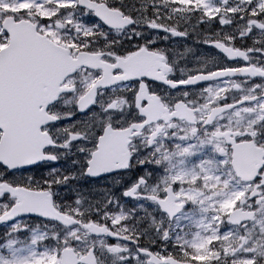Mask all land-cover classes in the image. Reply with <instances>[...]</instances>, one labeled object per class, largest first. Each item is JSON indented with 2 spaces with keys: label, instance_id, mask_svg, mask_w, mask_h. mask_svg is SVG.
Wrapping results in <instances>:
<instances>
[{
  "label": "snow or ice",
  "instance_id": "obj_1",
  "mask_svg": "<svg viewBox=\"0 0 264 264\" xmlns=\"http://www.w3.org/2000/svg\"><path fill=\"white\" fill-rule=\"evenodd\" d=\"M167 3L172 15L198 13L199 24L218 26L215 35L206 33L198 42L222 62L177 78L156 38L146 39L137 30L138 18L113 0H0V44L13 38V24L34 17L41 36L53 33L63 40L73 33L65 48L52 47V36L45 41L67 67L57 77L55 97L33 101L34 110L47 115L43 122L34 120L27 135L43 134L42 146L22 140L8 114L9 61L15 53L0 56V264H103L101 256L113 257L114 264H264V163L252 175L241 172L234 159L243 147L264 158V0ZM47 5L52 14L39 15L37 9ZM151 7L145 28L166 33L165 40L187 38V30L160 22L159 0H151ZM62 15L65 25L57 21L54 28L53 17ZM234 19L242 23L221 36ZM65 26L67 32L56 35ZM122 34L127 43L109 39ZM165 88L181 90L168 99L161 95ZM195 88L198 100L189 98L188 89ZM62 99L65 110L50 112ZM68 155L77 157V171L51 167ZM193 160L190 167L177 166ZM137 166L141 171L122 196L143 202L138 208L147 213L154 237L129 224L131 215L115 196L102 209L85 206L75 191L63 205L54 199L57 187L74 179L119 175ZM193 208L201 214L198 220H192ZM25 218L60 224L65 232L30 230ZM182 219L197 229L191 242ZM48 239L54 241L51 248L43 244ZM96 245L102 246L99 252Z\"/></svg>",
  "mask_w": 264,
  "mask_h": 264
},
{
  "label": "flooded vegetation",
  "instance_id": "obj_2",
  "mask_svg": "<svg viewBox=\"0 0 264 264\" xmlns=\"http://www.w3.org/2000/svg\"><path fill=\"white\" fill-rule=\"evenodd\" d=\"M145 3L144 1H124V4L127 6L129 4H139ZM147 5H144V7L147 9H133L129 10L127 9V12H130V14L134 18H138L139 23L136 25L137 30L145 33L146 39H152L153 37L157 40V46L160 48H163L167 54L168 61L170 63H173V66L175 68V75L176 73H181L185 70H187L185 73L180 74L177 76V78L181 76H188L192 75L193 71L195 69L205 68L207 70H211L215 64L222 62V58L219 57L218 53L211 48L206 47L203 43H200L198 41H203L205 39L204 31L209 32L210 30L205 28L203 30V34L200 33L199 39H194L193 34L191 32L188 33V36L186 39L182 38H173L169 36L167 40L164 39L166 33L164 32H152L149 31L147 28L144 27L145 19L146 18H152L153 12L151 7V1L146 2ZM161 3H164L162 1ZM167 3V2H166ZM160 4V1H159ZM142 6V5H141ZM160 6V5H159ZM171 6L167 4V6L164 4V8H170ZM163 10L160 9V17L161 23H164L170 27H176L175 24V18L171 14L162 15ZM166 9H164V12ZM171 15V19H166L165 17ZM242 22L236 19L232 23L234 27L222 29L220 30V35L223 36L224 32L227 31L229 33L232 32L233 29H236L239 24ZM73 36V34H70ZM264 39V37H261ZM110 40L113 41H121L122 43H127L126 37L122 34L120 36H110ZM98 43L100 46H103L105 41L103 39L98 38ZM248 43V42H245ZM87 75V73H85ZM218 83V82H214ZM221 87H223V84H220ZM181 90V89H180ZM176 90H171V93L169 90L162 89L161 95H165L167 93V98L171 99L175 95ZM190 92V99L192 100H198L199 97H195L191 94V89H188ZM118 94V90H117ZM64 99H67L64 98ZM59 110L58 106L54 108V112ZM61 110H65L64 107L61 108ZM139 144V141H137ZM171 144V142H169ZM75 151V150H73ZM77 157L75 155H68L60 160H58L55 164H58L59 169H62L65 174H69L72 172L77 171L78 165H75L72 163L73 160H75ZM235 163L238 169L241 172L249 173L254 175L255 170L260 167L262 163H264V158H262L257 151L253 150L252 148L243 147L240 152H238L235 156ZM173 163H177V161H173ZM194 163L193 161H189L186 165H180L177 163L178 167H190L191 164ZM44 171H48V168H45ZM141 171V167L137 166L133 169L127 170L125 173H121L119 175L113 174L116 176L113 177H98V178H87V177H80L77 179H74L71 181V183H75V189H77V193L83 198V202L85 206H91L93 208H101L104 205L105 200H107L110 196H115L120 199L121 203L124 206V211L129 212L131 215V219L129 220V224L132 226H135L137 230H147L145 235L147 236H153L155 235L154 229L149 227L150 221L147 218V213L142 212L138 208L139 203H143L142 201H133L129 198H125L122 196V192L125 190V188L130 184L131 179H134L135 176ZM57 192L60 194L57 199H66V198H72L74 199L73 192L68 190L66 187H63V185H60L57 187ZM137 209L134 213L131 212L132 209ZM112 211H118L119 208H113L110 209ZM153 215H158L156 213H153ZM143 219H140L142 218ZM140 219V222L137 223V220ZM187 219H182V222H186ZM187 223H181V227L184 229V233L186 232ZM165 226H167V222H165ZM232 226L225 225V230L230 228ZM64 229H61V231H58L57 229H54L53 234L59 233L60 235L64 234ZM52 234V235H53ZM186 234V233H185ZM186 237V236H185ZM193 239L189 238L188 241L191 242ZM52 244L54 245V241L51 240ZM97 250L99 252L101 245H96ZM100 259L103 261V264H114V258L110 256H101ZM118 264V262H116ZM181 264H184L183 261H181Z\"/></svg>",
  "mask_w": 264,
  "mask_h": 264
},
{
  "label": "water",
  "instance_id": "obj_3",
  "mask_svg": "<svg viewBox=\"0 0 264 264\" xmlns=\"http://www.w3.org/2000/svg\"><path fill=\"white\" fill-rule=\"evenodd\" d=\"M15 32H18V31H23L22 29L20 28H17L14 30ZM17 49H18V46H15ZM17 53L14 55V57L9 61V66L12 67L13 64H18L19 63V73L21 75H23L24 77H26L27 75H30L31 72H33V70H35L36 68V65H45L47 64V59L42 56V55H39V54H35L37 52H21L19 50L16 51ZM7 53H10L8 50L7 51H4L0 56H3ZM18 53H22L23 54V57L21 54H18ZM33 55H32V54ZM33 67V68H32ZM32 68V69H30ZM11 74H13L14 72L10 71ZM11 77V75H10ZM9 77V78H10ZM30 76H27V78H29ZM10 109L8 108V111Z\"/></svg>",
  "mask_w": 264,
  "mask_h": 264
},
{
  "label": "rangeland",
  "instance_id": "obj_4",
  "mask_svg": "<svg viewBox=\"0 0 264 264\" xmlns=\"http://www.w3.org/2000/svg\"><path fill=\"white\" fill-rule=\"evenodd\" d=\"M58 20H60V21H62L63 23H65V17H64V16H60V17L58 18Z\"/></svg>",
  "mask_w": 264,
  "mask_h": 264
}]
</instances>
